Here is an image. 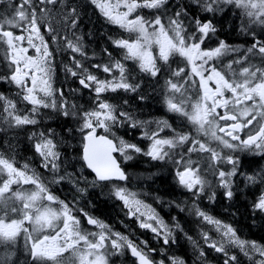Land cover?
<instances>
[{
    "label": "snow or ice",
    "instance_id": "obj_1",
    "mask_svg": "<svg viewBox=\"0 0 264 264\" xmlns=\"http://www.w3.org/2000/svg\"><path fill=\"white\" fill-rule=\"evenodd\" d=\"M0 3L5 5L7 12L6 15L0 17V40L11 50L10 62L13 66L10 75L0 77V80L14 84L19 89L17 95L32 106L30 114L21 116L16 114V104L0 94V101H4V111L10 118L6 120V123L16 127L36 125L39 121L32 114L38 113L41 107L55 109L57 106L55 99H52L51 102L45 99L54 95L52 53L37 27V9L41 13L50 12L51 9L48 6L55 5L57 0H19L18 4H13L12 0H0ZM91 3L99 9L109 23L117 25L129 33L137 34L134 40L120 38L113 40L112 43L116 48L124 50L125 60L138 61L141 72L155 78L161 75L162 69L171 70L168 61L170 56L176 54L187 62L186 66L190 68L191 75L199 78L198 81L193 80V83H198L202 92L200 99L191 105V111L184 106L186 103L184 99H176L175 94L181 93L182 84L174 82L171 78L165 81V87L171 93L165 97V103L170 112L186 117L195 126L197 133L210 135L213 139L220 141L225 148L264 151V67H256L250 64L240 69L238 73L232 69L233 63L240 64L244 60H248L249 54L258 56L264 61V0H193V3L202 12L210 15H206L203 19H193L191 32H188L185 20L181 19V16L187 18V12L177 11L172 16L167 17L166 20L163 19L167 16L165 5L168 0H115V2L113 0H91ZM227 6L241 10L243 19L241 20L240 31L253 38L252 46L245 50V55L227 65V68L233 73L231 79H226L217 66L209 62L238 50L227 45L224 41H219L214 48L205 46V41L212 38L210 34L214 36L217 31L211 16L223 13ZM121 8L124 11H121ZM138 8L156 9L157 14L150 20H146L140 15L129 19ZM79 15L77 8L69 5L64 12L66 28L76 29ZM256 27L261 29L259 36L256 34ZM12 28L27 32V38L24 35L14 34ZM49 31L52 30L49 29ZM170 32L172 35H169ZM34 37L39 40V44L33 43ZM25 39H27L28 47L21 46ZM65 40L67 41L66 47L71 50V53H78L81 57L86 55L83 46L78 42L79 38H77V42H73L66 36ZM154 44L158 45V56H154L151 51ZM29 47L35 49V55H27ZM104 53L109 57V63L93 64L92 68L100 69L109 75L115 70L119 73L118 78L113 76L110 80L98 79L97 75L89 72L88 68L84 67L75 56L70 57L75 70L65 65V70L72 77H79L78 82L83 88L90 89L96 95L95 108L81 114L77 129L82 134L84 145L82 159L86 166L95 173L97 181H126L127 175L112 156L113 152H119L126 160L133 158L132 155L126 154L129 150L134 153H142L153 161H165L167 158L175 167L178 184L191 192L193 198L198 200L205 191V185L209 183L200 174L199 160H194L190 156L186 159L184 152L173 153L170 151L188 141V134L176 132L173 129L175 132L173 137H159V133L165 127H171L166 121L159 122L162 127H158L154 132L146 131L144 133V136L151 141L146 151L136 144L125 142L123 139L114 142L113 139H109L105 135H97L98 128L115 135L112 130L125 123L129 124L130 127L144 123L134 120L132 114L123 109L117 112L116 105L100 99L101 94L107 91L136 92L139 87L138 83L128 81L125 76L124 64L113 59L112 53L107 49H104ZM157 59L163 62L160 66L157 65ZM165 65L168 66L167 69L164 68ZM182 72H184L183 68L172 71L171 75L179 77ZM210 82L214 83V89L209 87ZM55 91H58L59 95L63 97V91L58 89ZM225 92L231 93V97L225 98ZM40 93L43 94V97L39 95ZM139 99L142 100L144 97L140 96ZM248 101H251L252 104L248 105ZM66 103L67 101H63L60 106L63 115L65 117L75 116V112L65 110ZM124 103L127 104V101L125 100ZM230 105L231 108H229ZM238 105H244V107L238 108ZM218 108L225 111L221 114L217 112ZM235 113H239V116L244 119H238ZM257 116L260 117L257 126L250 127ZM249 117L251 118L249 119ZM217 119L233 121V123L220 126ZM245 128H248L249 131L244 133L242 139L241 132ZM217 129L223 132L225 136L230 137L231 141L237 143L217 136ZM68 131L71 132V129ZM33 135L36 134L33 133ZM56 149L57 144L54 143L51 130L47 134L40 132L38 141L34 143V150L41 157L43 167L53 173L58 169L57 161L60 159V152ZM193 151L210 153L208 159L213 163H209L206 171L212 172L217 177L219 186L225 189L226 198L231 199L233 197L231 177L236 175L239 158L231 155L222 157L219 151L207 147L195 138L186 150L187 153ZM221 160H226L228 164L232 165L230 171L216 167L214 162ZM26 167L27 165H25ZM0 174L6 176L0 182V243L14 246L17 237L23 231L28 253L37 264H47L49 261L52 264H65L68 259L64 257L66 252H70L78 264H108L106 253L101 252V249L106 247L105 242H109L108 246L111 249H120L124 246L120 241H123L130 249L131 255L137 258L138 264H155L143 249L138 248L120 233L112 232L108 225L97 218L88 216L87 213L84 214L87 217V223L94 225L100 231L82 232L80 220L72 215L69 204L59 201L53 196L34 174L28 175L25 171L18 170L12 162L2 156H0ZM63 179V176L55 177L56 182ZM247 179L253 184L258 181L264 183V177L249 176ZM13 184H32L35 185L36 190L30 193L12 192L11 186ZM112 188L111 195L122 202L128 210L127 214L136 215L139 213V216L146 217L147 221L156 222V226H153L152 223L142 221L140 227L150 229L158 237L161 235V229L164 230L163 243L167 245L171 232L154 210L144 205L126 187L113 185ZM80 191L83 192L84 189H80ZM9 192H12L11 196L6 195ZM208 198L214 200L215 193H212ZM15 200L23 201L22 208L19 209L21 218H14L9 221L6 219L9 212L18 211L16 207L9 204V201ZM43 200L57 203L60 207L57 209L50 205L38 203ZM141 208L145 210L141 211ZM194 208L197 217L201 218L202 222L214 225L216 230L222 232V236L227 238V242L238 247L245 256H248L249 252L258 253L259 260H252V257H249L251 264H264V245L256 241L240 239L231 225L222 224L220 220L200 210L195 205ZM181 211H183L182 208ZM255 211L264 214V193L253 204V212ZM25 221L32 224L36 232H41L45 228L52 229V232L33 239L32 233L23 227ZM57 221L61 222L57 223ZM176 227L180 228L179 223L176 224ZM202 235L208 247L216 252L224 251L223 243L218 246L215 241L209 240L206 232ZM188 239L191 240L192 238L188 237ZM172 242L175 243V240L173 239ZM151 251L154 252L155 249ZM224 255L227 257L224 264H239L235 255H229L227 252H224ZM199 256L204 257L205 253L200 251ZM168 260L170 264H185L183 260L175 257H168ZM0 264H10V260L0 258ZM159 264H165L164 260L159 261Z\"/></svg>",
    "mask_w": 264,
    "mask_h": 264
},
{
    "label": "trees",
    "instance_id": "obj_2",
    "mask_svg": "<svg viewBox=\"0 0 264 264\" xmlns=\"http://www.w3.org/2000/svg\"><path fill=\"white\" fill-rule=\"evenodd\" d=\"M3 5V3H0V9H2ZM69 5L75 6L80 14L76 29H68L65 26L66 21L64 12ZM48 8H50L51 11L46 12L44 15L37 9L39 14L43 17L37 21V24L42 29L48 25L52 31L43 34L50 39L49 42L52 41V39H56L57 42L56 45L51 47L55 68L52 82L56 94L55 101L57 106L55 109L49 107V111L43 113L36 127L23 128H15L6 123L2 108L0 107V154H5L15 159L16 164L26 162L33 165V162L35 163L34 157L37 154L33 151V140L36 139L37 136L39 138L40 132L47 134L49 130H51L52 137L56 141L59 149L57 151L63 155L61 172L53 176L57 177L65 174L64 179L59 181V186L55 188L53 194L58 197V199L70 204L74 214L82 223H84V219L80 215V211H85L90 214L91 217L109 222L118 229V233L127 237L126 232L120 231V225L122 223L128 226L127 218L120 202L112 197L111 193L108 191L109 185L106 184L102 186L98 192L96 189H92L90 185L85 186L83 184V180L90 182V178L89 172L80 159L82 134L77 129L81 114L95 108L97 101L94 102V92L90 89L83 88L78 82L79 77H72L70 73L65 70V65L75 70L70 58L71 56H75L76 59L81 61L84 67L88 68L89 72L97 75L98 79L110 80L113 77L108 78L103 75L104 72L100 69L92 68L93 64L109 63V57L104 53V49H107L112 53L113 59L119 60L126 67L125 76L128 78V81L130 83H138L139 87L136 92H125L124 90H117L116 92L107 91L105 93L112 94L102 100H107L109 103L115 104L117 106V112L120 109L130 112L134 120H144L148 123L168 120L175 129H177V124H181L180 127L183 129L185 122H187V118L177 119L174 114L169 113L165 103V97L171 95V93L167 91L165 81L171 78L174 82H180L188 91L192 93H201L202 91L199 88V84L193 83V80L198 81V79L191 75L190 68L186 66L187 62L184 58L176 54L170 56L168 61V64L171 65V70L165 71L162 69L161 75L155 78L150 77L140 70L136 71V67L130 64L128 60L124 59V50L116 48L112 43L113 40L120 38L132 40L129 32L119 27L112 26L103 16L100 17L94 9L96 7L93 4L91 6L87 0H57L55 5H49ZM165 8L167 9V16L163 17L165 20L177 11L187 12V18L185 19V17L181 16V19L185 20L188 32L192 31L191 21L193 19H203L206 15H210L202 12L200 8L193 3V0H168ZM155 14H157L156 9L148 8H138L136 12V15L143 16L146 20L152 19ZM211 18L217 31L214 36L210 34L212 38L205 41V46L214 48L219 41H224L227 45L238 51L224 54L209 63L215 64L218 70L225 75L226 79H231L232 71L227 68V65L245 55V50L252 46L253 38L240 31L241 20L243 18L241 10L238 8L227 6L223 13H217L211 16ZM255 31L257 36L261 34V29L259 27H256ZM169 35H172V33L170 32ZM66 36L73 42H77V38H79L78 42L83 46V51L86 55L81 57L77 53H71V50L66 47ZM0 44L4 46L3 53L0 45V77H6L8 74L6 71V44L3 43L2 40H0ZM262 62L263 61L259 60L258 56L249 54L248 60H244L240 64L233 63L232 69L239 72L240 69L250 64L256 67H260V65L264 67V63L262 64ZM162 63V61L157 59L158 66ZM167 67V65L164 66L165 69H167ZM181 68L184 69V72H182L179 77H173L171 75L172 71H177ZM113 76L118 78L119 73L116 71ZM4 81L5 80H0V94L14 97V95L9 92L16 93L17 90H10L8 84ZM57 89L63 91V97L59 95L58 91H55ZM78 91L81 92L82 95L80 99L77 100L76 92ZM113 93H116L114 95L115 97ZM192 93H183L181 91V93H177V100L185 96L189 97ZM198 95L199 94H195L191 100H195ZM140 96H143L144 99H139ZM125 100L127 104L124 103ZM63 101H67L65 110L75 112V116L70 115L65 117L63 115L60 107ZM20 103L24 106L21 100ZM179 120H181V122H179ZM132 128L133 129H131L127 123L121 126L120 133L126 140L130 138L135 141L136 133L141 129L139 125ZM69 129H71V132L68 131ZM33 133L36 135H33ZM110 136L112 137V135ZM187 149L188 147L178 146L173 153H185ZM194 158L196 157L194 156ZM133 164H135V168L139 167L135 172L137 177L143 181L151 178L154 181L151 185L159 194L164 196L163 198L167 200L168 197H177V223H179L180 228L177 230V244L168 248L169 257L179 258L183 260L185 264H207L210 261H212L213 264H224L225 259H227L223 251L218 253L212 248H206L205 246L200 248L196 245L199 241L204 243L202 233L207 231L208 227L203 224L200 219L196 218V215H189L193 211L187 207L188 205H197L200 210L205 211L212 217L231 224L240 237L264 245V215L262 217L259 214H253V202L258 190V188L255 187V183L248 182L245 187L241 188L243 178L240 176L234 181V188L233 184L231 185V190L233 191V197L231 199H225V194L222 193L217 196L214 202L206 195L205 197L208 199L195 200L193 197L190 199L187 198V196H182L184 192L178 193L177 191L176 194L171 191L169 175L171 169L175 168L172 162H151L148 159L137 156ZM245 169L249 171L247 173L248 177H264V155L259 159L253 157L252 164L249 166L247 165ZM242 170L241 168L239 172L241 173ZM215 177V175H212L210 180H213ZM53 179L55 180L54 177ZM210 180L208 179L209 183L205 187V194L212 190ZM260 187V191H262L264 189V183L260 182ZM80 189H84V191L81 192ZM6 195L11 196L12 193H6ZM9 204L16 207L19 211V208L16 206V200L9 201ZM181 208L183 211H181ZM18 211L15 214H17ZM173 211L176 212L175 209H173ZM13 214V212H9L6 219L11 220L12 216L10 215ZM195 230L201 231L195 233ZM128 233L132 236L137 235L143 238V233L139 229L135 232L131 231ZM196 234L199 235L194 237L193 235ZM188 237L192 239L189 240ZM201 249L204 250V257L199 256L200 251H202ZM0 258H8L10 264H37L28 253L25 244V233L17 237V242L14 246L0 243ZM120 259L123 261V264H137L135 259L131 258L132 260H130L126 254ZM237 261L239 264H251L245 259L241 260L238 258V255ZM47 264H50V261L47 262Z\"/></svg>",
    "mask_w": 264,
    "mask_h": 264
},
{
    "label": "flooded vegetation",
    "instance_id": "obj_3",
    "mask_svg": "<svg viewBox=\"0 0 264 264\" xmlns=\"http://www.w3.org/2000/svg\"><path fill=\"white\" fill-rule=\"evenodd\" d=\"M12 2H13V4H18L19 3V0H12ZM3 9H5V5H3V7H2V9H0V11L4 12ZM49 29H51V28H49V26H46L44 28V30L43 31L40 30V32H47V31L49 32ZM14 32L21 33V35L24 33L21 29H18V28H15ZM259 60H261V59L259 58ZM263 63H264V61L262 62V64ZM260 67H262V66L260 65ZM13 88L15 90H17L16 93H13V92H9V93H12L14 95V97L11 96V95H9V96L8 95H3V96L6 99H11L16 104V114H19L21 116L26 115V114H30V110H31V107L32 106H30L29 108H22L21 107V104H20V100H21L20 97L21 96H18L17 95V92L19 91V89H17L15 87V85H11V87H9L10 90H12ZM115 94L116 93H113V96ZM106 96L107 95L105 93H103V94H101L100 99L102 100ZM93 97H94V102H96V95H95V93H94ZM225 98H228V97L225 96ZM113 105H115V104H113ZM0 107L2 108V111H3V114H4V119L5 120L10 119L8 117V114L4 111V106H1L0 105ZM229 108H231V105L229 106ZM45 111H49V108H42L41 107L39 109L38 113L32 114V115L39 121L40 118H41V116L43 115V113ZM223 111H225V110L224 109H219L218 110V112L221 113V114L223 113ZM174 115L176 116L177 119H180V117L177 114H174ZM210 119H211V117H210ZM238 119L243 120L244 118H241L239 116ZM167 123L169 125H171L170 122H167ZM231 123H233V121H221L220 122L218 120V124L220 126H224V125L231 124ZM154 124L157 127H162V125L159 123V121L154 122ZM255 124L256 123L254 121V123L250 127H253V128L256 127ZM189 126H190L189 122H185V126L183 127V130H182L183 131L182 132L183 134H188L189 135V140L186 141L184 144H182L180 146L190 147V145L192 144L193 139L195 138V139H199L207 147L212 148V149H216L217 151L220 152L221 155H225L226 153L228 154V151L226 150V148L221 143L215 144L212 141L213 138L210 135H206V138H197V137H195L194 134H198L196 132V129L193 128L192 131H189ZM12 127H15V128L36 127V125H22V126H18V127H16V126H12ZM131 129H133V128L131 127ZM173 129H175V128L172 125H171L170 128L165 127L163 129V131H161L159 133V137L166 138V136L175 135V132H173ZM146 131L149 132V133L154 132L153 130H150V129L141 128L136 133V136H135V141L136 142L133 141V140H131L130 138H128L127 142L128 143H132V144H136L137 146L141 147L143 150L146 151L147 148H148V146L151 143V141L144 136V133ZM175 131L177 132V129H175ZM248 131H249L248 128L243 129V131L241 132V138L242 139L244 138V133H247ZM103 133H105L103 129H99V128L97 129V135H102ZM114 133H115V135H112V137H110V139H113L114 142H117V137H116V135H117V129H115V132ZM222 134L224 136V139H227L228 138V139L231 140L230 137L225 136L224 133H222ZM208 136H209V138H208ZM38 139L39 138L37 136V138L33 140V151L34 152H35V150H34V143H36L38 141ZM54 143H56L55 140H54ZM197 147H198V145H197ZM83 148H84V145L82 143V148H81V151H80L81 152L80 159H81L84 167L86 168V170L89 172L90 182H91V180L93 181L94 189H96V191L99 192V189L102 186L108 184L109 185L108 191L110 193H112V190H110L111 184L110 183H100L99 181L96 180L95 174H93L87 168L85 162L82 159V156H83ZM175 149L176 148L171 149L170 151L171 152H174V151H176ZM56 150H59L58 149V146H57V149ZM126 154L132 155L133 158L131 160H126L123 155L120 158V155L121 154L119 152L117 154H115V156L118 158L117 160L120 163L121 169L125 171V173L127 175V180L126 181H122V182L117 181L116 183H113V185H119V186L126 187L128 189V191L131 192V193H134V186H135V180H134V178L137 175L135 172H136V169L139 168V167L138 168H135L134 167L135 164H133L134 163V160H135V158L137 156H140V157H143L145 159H148L151 162H158V163H168L169 162L167 160V158H166L165 161H153L151 158L143 155L142 153H134V152H131V150H129ZM3 156L5 158L8 157L5 154H3ZM189 156L191 158L195 156L199 160L200 174H202L203 177L207 181H208V179L210 180L213 174L210 171H206L207 166L209 165V163H213L212 161H210L208 159L210 157V153L193 151V152L189 153V155H185V158L187 159ZM62 157H63V155L60 153V159L57 161L58 169L56 170L55 173H53L49 169H46V168L43 167L42 159H41V157L38 154L35 155V157H34L35 158V160H34L35 163L33 162V165L30 168L34 172H36L37 174H39L41 176H47V177H54L55 178V176H53V175L54 174H60V172H61ZM22 161H30V160H22ZM221 162L224 163L225 167L224 168H220V169L221 170H225V168H226L225 160H221L220 162L217 161V162H214V163L216 164V167L218 168L220 166V163ZM16 166L19 167V168H21L20 165H16ZM78 175H79V173H78ZM62 176L65 177V174L62 175ZM152 176H149V177H152ZM169 179H170L169 180V185L171 186V191L172 192H175L176 194H177V191H178V193L179 192H184V194L182 196H187V198H190V199L192 198V196H191L192 193L191 192H188L185 188H183L181 185L178 184L177 177L175 176V168H172L171 169V173L169 175ZM214 179H216V177ZM90 182H87L86 180H83V184L85 186L86 185L88 186L90 184ZM113 182H115V181H113ZM152 182H154V181L151 178L145 179V181H142L139 185H136V191H135L134 194L136 196L138 193H141L142 194V197L141 198H138L136 196V198L139 199V200H141L144 205H147L149 208H151L152 210H154L155 214L159 217V219L162 220L164 222V224H166L168 226V229L171 232V236L169 238V243L167 245H165L163 243V232H164L163 229H161V235L158 237L150 229L140 227V224L141 223L138 222L137 218H135V217H132L131 218V216H129V218L127 219V221H128L127 228L126 229L120 228V231H123V232H131V231L136 230V228L138 226L142 230V232H143V238H142L141 241L132 242V243L133 244L141 245L143 247L144 251L149 255L150 259H152L155 262V264H159V261H161V260H164L165 264H170V261L168 260V257H169V255H168V248H170L172 246H175L177 244V227H176V224H177V197L176 198H169L168 197L167 200H166L165 198H163L164 196H162L161 194H159L157 192V190L151 185ZM248 182L249 181H248L247 178H243V184H242L241 188L245 187ZM59 183L60 182H58L56 184L54 182H49L48 181L46 186H47L48 190L51 192V191H54L55 188L59 186ZM206 186H207V184L205 185V187ZM256 201H257V198L255 196V199H254L253 204ZM141 209L143 211L145 210L144 208H141ZM173 209H175L176 212H174ZM142 221H146L148 223H152L153 226H156V222L155 221H147L146 220V217H143V220ZM85 222H86V220H85ZM221 222H222V224H225V222H223V221H221ZM107 224H110V223L107 222ZM110 225L113 226L112 224H110ZM111 229L117 230V228L115 226H113V228H111ZM92 232H99V230H97V228L94 227L92 229ZM208 233H209V231H208ZM113 238H115V237H113ZM173 239L175 240V243L172 242ZM209 240H210V238H209ZM203 241H204V239H203ZM105 244H106V247L104 249H109V250H112V251H118L119 253H121L122 256L124 254H126V256L129 257L130 260H132L131 259L132 258L131 252H130V250L128 251L127 246L122 250V248H120V249H111L110 246H108L109 245V242L108 241H106ZM104 249H101V250H104ZM152 249H155V251L154 252L151 251Z\"/></svg>",
    "mask_w": 264,
    "mask_h": 264
},
{
    "label": "rangeland",
    "instance_id": "obj_4",
    "mask_svg": "<svg viewBox=\"0 0 264 264\" xmlns=\"http://www.w3.org/2000/svg\"><path fill=\"white\" fill-rule=\"evenodd\" d=\"M88 1V3L92 6V3H91V0H87ZM113 2H115V0H113ZM94 5V4H93ZM95 10H96V12H97V14L100 16V17H102L103 15H102V13L99 11V9L98 8H94ZM4 10V12H2V11H0V17H3L4 15H6L7 14V12L5 11V9H3ZM121 11H124V9L123 8H121L120 9ZM8 11H10V10H8ZM136 12H137V9L132 13V15L129 17V19H132V18H134L135 16H136ZM104 17V16H103ZM105 18V17H104ZM111 24V23H110ZM112 26H114V27H118L117 25H114V24H111ZM130 34V36H131V39L132 40H134V38H133V33H129ZM26 38H27V36H28V34H23ZM40 35H42L43 37H44V40H45V42L47 43V45H48V49H49V47H52V46H54V45H56L57 44V42H56V39H52V41H50L49 42V38L48 37H46L44 34H43V32H40ZM33 43H35V44H39V40L38 39H36L35 37L33 38ZM1 45V47H2V51H3V53H4V48H3V45L2 44H0ZM21 46L22 47H28V44H27V39H25V41H23L22 42V44H21ZM8 47V46H7ZM50 51V50H49ZM151 51L153 52V55L155 54V52H156V56H158V51H159V49H158V45H153L152 46V49H151ZM10 54H11V50H10ZM78 54V53H77ZM27 55H29V56H33V55H35V49L34 48H32V49H29L28 48V53H27ZM128 62L130 63V64H132L134 67H136L135 69H136V71H138V70H140L139 69V62L138 61H134V60H128ZM51 67H52V70H53V77H54V66H53V59H52V65H51ZM126 68V67H125ZM237 73H238V71H237ZM114 73H112V75H113ZM141 74V73H140ZM207 74V73H206ZM103 75H105L106 77H108L109 78V74H107V73H104ZM232 75H233V73H232ZM197 79H199L198 77H196ZM30 83V82H29ZM209 87L210 88H212V89H214L215 88V85H214V83H212V82H210L209 83ZM200 88V87H199ZM181 91L183 92V93H192L191 91H188L184 86H182L181 87ZM202 91V90H201ZM41 97H43V94L42 93H40L39 94ZM175 96H176V99H177V93L175 94ZM193 96H194V93H192V97H191V95L189 96L190 97V99H192L193 98ZM200 96H201V93H199V95H198V97L196 98V100H191L190 102H188V104H189V106H190V108H191V105L193 104V103H195L197 100H199L200 99ZM225 96H227L228 98L229 97H231V93H228V92H225ZM189 97H184V98H182V99H186L187 101H188V99H189ZM47 98H50V97H47ZM47 98H45V99H47ZM247 104L248 105H251L252 104V102L251 101H249V102H247ZM185 107L187 108V106L185 105ZM238 108H243L244 107V105H238L237 106ZM189 111H190V109H188ZM218 112V111H217ZM235 114H237V115H239V113H235ZM253 115H255V113H253ZM181 117V119H183V117L184 116H180ZM241 118H243V117H241ZM260 120V117L259 116H257L256 117V123H257V121H259ZM140 121H142V122H144L142 125H139L141 128H145V129H150V130H153V131H156L157 129H158V127L154 124V122H147V121H144V120H140ZM167 122H169L168 120H167ZM179 122H181V120H179ZM218 123V122H217ZM189 124H190V126H189V131H192L193 130V128H195V126L194 125H192L191 123H190V121H189ZM181 126V124H177V132H180V133H182L183 131V129L180 127ZM118 128L119 127H116V128H114L112 131H114L115 132V129H117L118 130ZM216 134H218V129L216 130ZM194 136L195 137H197V138H206V135H204L203 133H198V134H194ZM208 138H209V136H208ZM211 138V137H210ZM226 140H229L230 142H232V143H237L236 141H231L230 139H226ZM212 141L214 142V143H220V141H218V140H215V139H212ZM226 150L228 151V153H229V155H231V156H233V157H238L239 158V167H238V169H237V172H236V175H234V176H232L231 177V181H232V183H233V188H234V181H236V179L238 178V177H240L241 176V178H247L248 176H247V173L249 172V171H247L245 168L247 167V165L249 166V165H251L252 164V158L253 157H256L257 159H259L260 157H262L263 155H264V151H261V150H250V149H245V150H240V149H228V148H226ZM244 162H245V164H244ZM246 163H247V165H246ZM225 164H226V168H225V170L224 171H230L231 170V168H232V165H230V164H228L227 162H226V160H225ZM225 167V165H224V163L223 162H221L220 163V166L218 167V169H220V168H224ZM243 169L242 170V172L240 173L239 172V170L240 169ZM251 173V172H250ZM29 175V174H28ZM39 180H40V182L41 183H44V182H46V181H49V182H54V183H58V182H56V180H54L53 178L52 179H48V178H39ZM61 181V180H60ZM18 184H13L12 186H11V189H16V191H21V192H24V193H28L27 192V188H29V189H34V190H36L35 189V185H32V184H20V185H18V188H13L14 186H17ZM91 187H92V189H94V184H93V181L91 180V182H90V184H89ZM210 185H211V187H212V190H211V192H209V193H207V194H205V192L203 193V194H201L200 195V198L199 199H208V198H206L205 197V195L206 196H210L212 193H215V199L217 198V196L218 195H221L222 193H225V191H224V189H222V187L221 186H219V183H218V180H217V177H216V179H213V180H210ZM255 187H257L258 188V190H257V192H256V198L258 199V197L262 194V193H264V189L262 190V191H260V189H261V187H260V183L259 182H257V183H255ZM217 188V189H216ZM214 189H216V190H214ZM240 189V188H239ZM260 191V192H259ZM54 196V195H53ZM56 197V196H55ZM137 197L139 198L140 197V194L138 193L137 194ZM192 197H193V195H192ZM57 199H58V197H56ZM72 199V198H71ZM198 199V200H199ZM215 199L214 200H211L212 202H214L215 201ZM59 201H63V200H61V199H58ZM17 201V203L20 205L18 208L19 209H21L22 208V204H23V201H20V200H16ZM42 202V203H41ZM38 203H40V204H42V205H50L51 207H53V208H57V209H59V207H60V205L59 204H49L48 203V201H45V200H43V201H39ZM69 206H70V209H71V212H72V215H73V209H72V207H71V205L69 204ZM188 208H190V209H192V213L191 214H189V215H196V213H195V208H194V206L193 205H191V206H187ZM196 207H198L197 205H196ZM200 209V208H199ZM141 211H143L142 209H141ZM253 214H259V215H261L262 217H263V215L259 212V211H255ZM17 215V217H19V218H21V212L20 211H18V213L16 214ZM125 216H126V214H125ZM136 216H137V218H138V221L141 223L142 222V220H143V217H141V216H139V213H137L136 214ZM196 218H198V219H200L201 220V218H199V217H197V215L195 216ZM61 221H57V223H60ZM202 222V221H201ZM203 224H205V225H207V230L209 231V233L210 234H212V239L214 240V241H217V242H219L220 244L221 243H223V245H224V251L223 252H227L229 255H235V256H237L238 255V252L242 255V258L243 259H245L247 262H249V263H251V261H250V259H249V257H252V260H259L260 259V257H259V254L258 253H252V252H249V255L248 256H245V254L243 253V252H241L240 251V249L238 248V247H236L234 244H231V243H228L227 242V238L226 237H223L222 236V232H218L217 230H216V228H215V226H211V225H209L208 223H206V222H202ZM28 224H30L28 221H25V223H24V225H23V227L24 228H27L28 229V231L30 232V233H32V237H33V239H36V238H38V237H41L42 235H44V234H48V233H51L52 232V229H50V228H45L43 231H41V232H36V231H34V226L32 225V224H30L29 226H28ZM226 224H228V225H231V224H229V223H226ZM108 226L109 227H111V228H113V226H111L110 224H108ZM111 228H109V229H111ZM120 228H123V229H126L127 228V226H125V223H122L121 225H120ZM177 230H178V228H177ZM199 231H201V230H195V233H198ZM21 233H24L23 231H21ZM128 233V232H127ZM129 234V233H128ZM130 235V234H129ZM199 234H196V235H193L194 237L195 236H198ZM133 237H136L135 235H133ZM198 242V241H197ZM30 243V242H29ZM120 243H122L123 245H125L126 246V244H124V242L123 241H121ZM197 246H199L200 248H202L203 246H204V243L202 242V241H199L197 244H196ZM81 247H82V244H81ZM101 252H103V253H106V259H107V262H108V264H111L110 262H109V260H110V258H109V252L107 251V250H101ZM64 257H67L68 259L65 261V264H78V262L76 261V258L74 257V256H72L71 255V253L70 252H66V253H64ZM120 262V260L119 259H117L116 260V262L115 263H113V264H118L117 262Z\"/></svg>",
    "mask_w": 264,
    "mask_h": 264
},
{
    "label": "bare ground",
    "instance_id": "obj_5",
    "mask_svg": "<svg viewBox=\"0 0 264 264\" xmlns=\"http://www.w3.org/2000/svg\"><path fill=\"white\" fill-rule=\"evenodd\" d=\"M81 95H82V93L81 92H76V99L78 100V99H80V97H81ZM174 135H172V136H166V138H171V137H173ZM189 148V147H188ZM186 153V155H189V153H187V152H185ZM192 159H194V160H197V158H194V157H192ZM134 180H135V186H134V193H135V191H136V185H139L143 180L142 179H140L139 177H137V175L135 176V178H134ZM196 200V199H195ZM207 233L208 234V237L209 238H211L212 237V234H210V233H208V231H204L203 233ZM237 236L240 238V239H243V240H248V241H252V240H249V239H244V238H242V237H240L238 234H237ZM202 238H203V235H202ZM204 239V238H203ZM237 257V256H236ZM238 258H240L241 260H243V258H242V255L238 252Z\"/></svg>",
    "mask_w": 264,
    "mask_h": 264
},
{
    "label": "water",
    "instance_id": "obj_6",
    "mask_svg": "<svg viewBox=\"0 0 264 264\" xmlns=\"http://www.w3.org/2000/svg\"><path fill=\"white\" fill-rule=\"evenodd\" d=\"M114 153H115V152L112 153V156H113V157H114ZM114 158H115V157H114ZM115 159H116V158H115ZM116 160H117V159H116ZM117 163H118V161H117ZM118 164H119V163H118ZM119 166H120V165H119ZM91 171H92V170H91ZM92 172H93V171H92ZM93 173H94V172H93ZM225 197H226V196H225ZM85 219H86V221H87V217H86V216H85ZM87 224H88V223H87ZM88 226L93 227L94 225H89V224H88ZM134 258L137 260L136 257H134Z\"/></svg>",
    "mask_w": 264,
    "mask_h": 264
}]
</instances>
